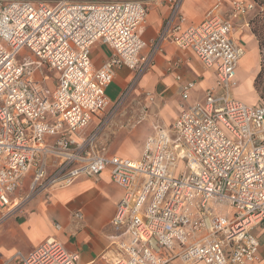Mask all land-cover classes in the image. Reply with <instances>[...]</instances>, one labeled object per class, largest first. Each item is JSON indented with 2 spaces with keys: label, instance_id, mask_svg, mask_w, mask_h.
<instances>
[{
  "label": "built area",
  "instance_id": "2783aa9c",
  "mask_svg": "<svg viewBox=\"0 0 264 264\" xmlns=\"http://www.w3.org/2000/svg\"><path fill=\"white\" fill-rule=\"evenodd\" d=\"M166 1L163 31L148 41L141 0H0V221L34 195L110 169L124 189L113 264H253L264 245L252 232L264 220V103L232 95L246 54L232 34L255 2L231 0L224 17V0H215L200 23L185 26L184 0ZM170 29L178 46L216 70V88L183 108L172 129L156 124L139 158L102 153L99 131L86 132L111 103L108 85L123 66L135 79L152 69ZM99 42L113 53L94 68ZM195 85L182 84L183 99ZM17 256L22 264L80 259L54 236Z\"/></svg>",
  "mask_w": 264,
  "mask_h": 264
},
{
  "label": "crops",
  "instance_id": "0c3cea01",
  "mask_svg": "<svg viewBox=\"0 0 264 264\" xmlns=\"http://www.w3.org/2000/svg\"><path fill=\"white\" fill-rule=\"evenodd\" d=\"M141 1L149 10L144 37L152 41L161 30L163 31L170 13V4L166 0ZM214 3L215 0H184L182 12L186 18L185 26L200 23ZM220 13L224 17L230 15L231 0L223 1ZM249 19L250 13L236 19L232 35L238 43L246 47V54L241 60L246 58L247 64H254L251 68V72H254L260 57V48L256 35L250 29ZM173 33L175 31L170 29L152 69L135 79L134 72L123 66L117 69L114 80L107 87L110 88L111 84L116 82L124 93L133 87L135 93L143 95V101L149 103L148 113L152 118L149 122L150 130L143 140L140 152L132 145L128 148H114L115 151L112 152L99 132L97 146L102 153L130 159L139 158L145 141L154 133L156 124L172 129L183 108L204 100L207 89L216 88V70L204 67L191 49L178 46L172 39ZM247 43L250 44L249 49ZM112 53L109 45L101 42L95 44L92 48L94 68L100 67ZM241 60L238 63L237 75ZM247 80H250L247 81L248 85L252 86L250 75ZM188 81H194L196 85L185 100L181 90L182 84ZM47 86L53 88L55 84L50 86L47 82ZM121 97L116 101L110 99L111 103L105 111L93 117V122L95 119H98V122L93 128L87 129L86 135L98 131L95 127L107 113L119 105ZM243 101L253 104V101ZM130 147L134 149L133 152H130ZM123 193L124 189L112 180L110 169H105L96 176H80L70 185L58 188L50 194L43 192L34 195L24 203L22 209L0 221V264H22L17 256L18 252L28 254L52 236L61 240L69 250L79 254V264H113L111 257L116 249V236L125 230L124 226L116 227L113 224L117 203ZM75 211H81L83 218L76 217ZM56 224H60L61 228H57ZM252 232L263 243L264 220L257 224ZM172 264L186 263L177 257ZM192 264L205 263L197 261ZM253 264H264L263 244L259 249L258 260Z\"/></svg>",
  "mask_w": 264,
  "mask_h": 264
},
{
  "label": "rangeland",
  "instance_id": "374dc122",
  "mask_svg": "<svg viewBox=\"0 0 264 264\" xmlns=\"http://www.w3.org/2000/svg\"><path fill=\"white\" fill-rule=\"evenodd\" d=\"M252 1L255 2V8L250 12L249 26L253 32L252 19L260 13H264V2H262V0ZM263 17L264 15L261 17L262 22H264ZM247 47L248 49L250 48L249 43H247ZM259 48L260 57L257 65L255 66L254 72H251V68L254 64L251 65V62L247 64L246 58L241 60L239 64V73L237 75L239 82L237 86L232 88L233 96L239 97L248 102L253 101V104L264 103V96L262 95L264 94V34H262L261 44L259 41ZM261 69H263V74L258 83H256V77ZM44 70L46 71V69ZM249 75L252 78V86H249L247 82H250V80H247ZM37 76L40 77L39 72ZM49 76L50 77L47 81L48 85L54 86L57 81V74L49 72ZM106 93L108 97L114 101H116L118 97H122L119 101V105L111 110L110 113H107L102 122L95 128H97L103 136L102 139L110 147L112 152L115 151L114 148L119 149L124 146L128 148L130 145H132L137 152H140L143 140L150 130L149 122L152 118L148 113L150 108L149 103H145L143 101L145 97L135 93L133 87H130L124 93L121 91V87L118 86L116 82L111 84L110 88L106 90ZM239 93H242V95H239ZM97 122L98 119H95L94 122L92 121L89 128H93ZM134 149L132 147L129 148L130 152H133ZM27 192H29V185L26 183L21 190V193L25 194Z\"/></svg>",
  "mask_w": 264,
  "mask_h": 264
},
{
  "label": "trees",
  "instance_id": "16d2710c",
  "mask_svg": "<svg viewBox=\"0 0 264 264\" xmlns=\"http://www.w3.org/2000/svg\"><path fill=\"white\" fill-rule=\"evenodd\" d=\"M262 2H264V0H262ZM264 15V13H260L258 14L255 18L252 19V30L255 33V35L257 36V38L260 41L261 44V38H262V34H264V30H263V26H264V22H262L261 17ZM264 18V17H263ZM263 74V69H261L256 77V83H258L260 77ZM264 96V94H262Z\"/></svg>",
  "mask_w": 264,
  "mask_h": 264
}]
</instances>
